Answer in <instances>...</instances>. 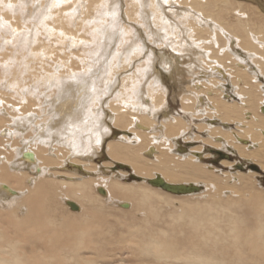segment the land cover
<instances>
[{
	"label": "bare ground",
	"instance_id": "obj_1",
	"mask_svg": "<svg viewBox=\"0 0 264 264\" xmlns=\"http://www.w3.org/2000/svg\"><path fill=\"white\" fill-rule=\"evenodd\" d=\"M83 1L85 5H78L80 13L84 14L82 19L78 18L77 14L80 10H69L70 7L52 11V16L48 19H54L55 28L58 27L60 31L67 33L76 19H81L82 22L79 20L75 32L94 24L95 30L90 36L94 42L99 41L97 56L92 54L97 57L96 62L99 59L103 61L114 44H126L125 49L128 52L125 53L128 56L142 53L143 48L139 46L141 35H138L140 28L153 45H162L163 49L168 46L175 52L178 47L183 48L182 52L185 54H182L187 58L186 63L194 64L187 65L185 73L191 75L198 83L193 84L196 92L192 91L191 95L189 91L193 99L180 98L181 109L184 116L191 117L194 115L191 111L192 104L196 103L198 108L201 107L200 104L204 105L201 107L202 111L197 110L201 116L198 119L201 124L197 131L203 132L204 136L201 140L199 137L195 138L192 133V136H187L186 131L189 128L187 122L182 119L183 116L174 118L166 111L165 91L160 88L157 77L150 71L149 58L152 56L148 53L149 62L145 63L143 70L140 69L143 67L139 68L145 79L144 83L140 85L134 82V86L126 88H130L129 90H125L126 85H123L118 94L121 102L117 99L123 106H118L119 109L113 110L114 115L108 116V119L113 121L112 124L126 134L119 140L107 143L105 149L109 160L117 162L122 168L127 165L126 169H130L133 174L130 173V178L140 181L123 184L103 177L81 178L79 181L72 174L47 173L48 169L53 170L67 155V159H72L73 164L90 161V157L97 155L95 151L99 150L93 149L94 143L97 145V142L104 140L110 133L108 131H111L113 136L118 134L115 129L106 126L108 123L106 124L103 117L108 114L105 111L92 110V107L102 103L98 100V94L103 91L98 92L97 87L104 79L99 81L97 77L105 73L101 67L103 64L99 66L98 74L90 73L85 75L86 77L74 74L75 72L74 75L65 77V72L74 69H71L69 64L63 67L68 70L62 73H59L60 68L53 67L54 72H51L47 71L45 66L46 68L37 74L30 71L29 66L28 72L33 73L31 82L23 79L22 81L18 77L19 72L13 75L10 82L14 84L10 86L20 87L22 93L26 94L24 99L31 102L29 110L36 109L29 115L10 116L12 124L9 128L12 127V132L6 129L0 132L2 139H8L9 136L11 139L15 135L17 139H21L19 146L22 145L19 147L17 144L19 148H13L11 145L14 146L15 143L6 144L9 152L0 156V264H98L97 261L84 259L81 255L84 251L92 249L90 243L98 247L99 240L104 235L103 229L108 224L105 204L111 202L120 207L124 201L132 202L130 208L134 206L140 211L142 218L136 227L131 228V236L135 234L139 238L140 235V239L131 240L128 244L142 252L153 264H264V193L254 191L255 180L249 173L246 176L237 175L240 170H235L238 177L234 174L237 183L229 185L230 175L227 174L226 180L221 179L219 173L223 171L214 170L216 168L205 164L206 156L203 157L205 154L201 151L206 146L208 148L205 149L213 156L214 151L223 150L264 172L263 9L246 0ZM124 1L125 10L122 9ZM247 3L249 5H246ZM167 8L168 12L165 10ZM93 11V21L85 22L84 18ZM120 11L123 13L120 14ZM10 14L5 16L7 21L11 20L12 25H17L18 29L23 28V18ZM125 16L130 24L122 27ZM174 20L180 21V25L175 24ZM40 21L42 22V18H39L36 27L42 31L43 27L38 25ZM118 25L122 29L116 33L114 29ZM50 29L52 31V28ZM69 37L68 41L71 42ZM24 39L30 40L29 37ZM56 41L60 44L59 40ZM70 47L68 46L69 49ZM214 47L218 51L202 52L203 48ZM68 48L65 45L64 49ZM143 52L142 56L147 53ZM160 55L162 57L161 53ZM199 57H202L203 61L199 62ZM82 59L86 67H89L92 60L87 61L85 55ZM195 60L198 65H195ZM116 63L112 65L113 69L119 67L118 62ZM199 65L205 66L207 70H200ZM85 68L83 66V69ZM211 75L215 77L216 87L203 86ZM5 76L7 79V74ZM15 77H18V80ZM136 80L134 78L133 81ZM234 81L237 84L234 85ZM109 86L108 89L105 87L107 91H111ZM143 86L146 88L145 92ZM125 91L126 94L129 93L126 97H131L129 100L132 107L125 105L128 101L124 98ZM26 96L33 98L35 102ZM44 96L48 97L42 101L41 97ZM26 133L32 136L25 138ZM131 134L133 136L130 138ZM181 139L186 141L183 146L178 145ZM193 140L194 142H189ZM195 141H200L202 146L188 149L187 147H191ZM31 144L34 148L31 146L32 150H29ZM177 149L186 152L180 154ZM10 150L15 152L14 155ZM24 153H31L33 160L24 158ZM87 154L90 157H83ZM219 163L234 170V161L227 163L221 160ZM86 168L95 169L91 166ZM156 177L168 185H192L201 189L187 195L165 193L160 188H150L147 183ZM94 188L96 191L99 188L106 189L103 199L93 193ZM203 192L207 194L203 201L194 200L198 198L195 195ZM173 196L195 197L181 201L179 205L185 206H179L178 209L174 208L173 213L165 214L164 209L173 204ZM66 201L79 203V211H72L73 215H62L58 209L61 204L66 205ZM162 224L167 225L166 230L154 227ZM100 249L101 247H98L94 251L100 254Z\"/></svg>",
	"mask_w": 264,
	"mask_h": 264
},
{
	"label": "rangeland",
	"instance_id": "obj_2",
	"mask_svg": "<svg viewBox=\"0 0 264 264\" xmlns=\"http://www.w3.org/2000/svg\"><path fill=\"white\" fill-rule=\"evenodd\" d=\"M47 1L48 0H10V1L9 0H0V11L2 10L1 13H0V47H1L0 48V52H1L0 53V79H1L0 80V83H2V84H0V132H2L3 129L4 130L6 129L8 131L10 130V132H12L11 131L12 127L9 128L10 125L12 124L11 123V119L12 118H9L10 116L12 117L13 115H17V116H19V115H21V116H23V115H29V113H33L32 110H35L36 109V108H31V110H29L28 107H30L29 105L31 104V102L29 100L26 101L24 99V97H25L26 94L25 93H22V91L20 90V87L18 88L16 86L15 87L16 89H15L14 86H10V84L11 85L14 84V82L13 83L10 82V80H12L11 78L13 77V75H17V73L19 72L21 74V76L19 74L18 77L21 80L23 79L25 81L31 82L30 79L33 78V76H31V75H33V73L32 72H28L29 66L31 67L30 68V71L31 70L32 71H35V73H37V74L40 73L41 69H45L46 67H47V71H50L51 70V72H54V69L55 68H60L59 69V73H60V71L62 73V72H65V71L68 70L67 68L66 69H63V67L66 64H69V67H71V69L72 68H74V69H73V71H69L68 73L65 72V75H64L65 77H67L68 75H72L74 72H75L74 74L88 76V75H90V73L91 74L92 73L93 74H98L97 73V70L99 69V66L103 64L101 67L104 68L103 70H104L105 73H103L102 76L99 75L100 76V77L98 76L99 78L96 76L97 79H99V81H102L103 79L104 80H107V81H104L103 80L102 82H100V85H98V87H97L98 92L103 91V92L100 93V95L98 94V100L101 101L102 103H101V105H96L95 107H92V110L93 109L94 110H100V112L105 111L106 114H108L106 117H103V119L106 120L105 121L106 124L108 123L107 125L106 124L105 125L107 127H109V128L115 129V131L118 132V134H116L115 136H113L111 134L112 132L111 131H108L110 133L108 135H106V137L104 138V140H102L100 142H97L96 143L97 145H95V143H94V145L91 144V146L92 145L95 146V147L92 146L94 150L96 148H98L99 150H96L95 151L97 153V155H94L93 156L94 158L93 157H90L88 154L83 156V157H87V158L90 157V159H89L90 161L81 160V161H84V164H82V163L81 164H78V163H74L73 164L72 161H71L72 159H70V160L67 159V157L69 156V155H67V156L64 157L63 161L61 160L59 162L60 163L59 165L53 167V170L52 169L51 170L48 169V172L47 173L55 172V173H58V175L59 174L62 175V173L63 174H72V175H74V178H76V179L78 178L79 181H80L81 178H83V179L84 178L85 179H88V178L89 179L90 178L96 179V178H99V177H103L105 179L107 178V179L117 180V181H119V182H121L123 184H131L133 182H138L139 179L135 178V180H134V179H131L130 178L129 175H131L132 172L130 171V169H129V171L126 169V166L127 165L124 166V168L126 169L125 170L124 168L120 167L117 162L112 161V160H109V158L107 157V154H106V150L105 149H106L107 143H109L110 141H116L117 139L119 140V139L122 138V136H124L123 134H126V132L123 133V131H121V129L116 128L114 126V124H112L113 121H111L110 118H109L110 120L108 119V116H113L114 115V111L113 110L114 109H119V107H121V105H122V104H120V102H121L120 99H118V98H120V97H118V94L122 91L121 88H122L123 85L124 86L126 85L125 86V90H129L130 88H128V89H126V88L132 86L134 82L136 84H140V85L142 83H144L145 79L142 76V74H141L142 71H140V69L143 70L145 68L143 66H145L149 62L147 60V54L149 53L152 56L151 58H149V60H151V62H149L150 69H151L150 71L155 74L154 76L157 77V82H159L158 85L160 86V88L163 89V91H165V96H166V99L165 100H166V106H167L166 107V111L169 112V115L173 116L174 118H179V116L181 118L183 116L182 119L187 122L186 125L189 128L187 131L189 132V130H190L189 133L186 131V135L187 136L188 135L189 136L194 135V137L197 138V139H198V137H199V139L200 138L201 139L203 138L204 133L197 131V127L201 124V120H198L201 116H200V114L198 115L197 110L200 109V111H202L203 109L201 107H203L204 105L200 104L201 107L198 108L199 105H196V103H195V105L197 107L196 108L195 105L192 104L193 107L191 106L192 107V110L191 111L194 112L193 113L194 114L193 116L196 115L195 117H193V116L189 117L188 115L184 116V112L181 109L182 106L180 104V98L190 97V99H193V97L191 95L194 92L197 91L196 90V87L195 88L193 87V84L198 83V82L195 81V79L191 75L185 73V69L187 68L186 66L187 65L190 66V64L191 65H194V64H192L193 62L188 63V64L186 63L187 62V58L183 55V54H185L184 52H182L183 48L178 47V49H176V50H178L177 51L178 53H177V52L173 51L168 46L163 49V46L162 45H161V47L159 45L155 44V43H154L155 45H153V43L151 41H149L148 39H146V36H145L146 34L144 35V33L142 32L141 28L139 27L140 29L138 30L139 31L138 35L139 36L141 35L140 36L141 38L138 36L140 38L139 40L141 42V44L139 46L143 48L142 49L143 51L147 52V53L144 54V56H146V57L142 56V54L144 53L143 51H142V53H139V55L136 53L133 56L132 55H129L128 56L125 53L126 51L128 52V50L125 49L126 48V44L120 45V46H119V44L118 45L117 44H114L113 47L116 48V49H113V47H112V49L110 50V53L108 54L109 58L107 56L106 58H103V61H102V59L100 60L99 57H98V59H99L98 60L99 62L97 61L99 63L98 64L95 61V59L97 57L95 58L94 55L97 56L98 50L96 48H98L99 41H95L97 43L96 44L91 39V36H90L92 34V32H94V30H95L94 24H90L91 26L89 28H87V27L84 26L79 31L77 30L78 35H76L77 32L74 31L78 27L79 20L81 21V19H82L81 17L84 16L83 13H80L81 10L79 9L78 5L79 4L85 5L86 3L84 4V1L83 0H69V1L68 0H63L62 2L65 1V3H62L61 0H59V1L58 0L57 1H55V0L52 1L51 0V2H49L50 0L48 2ZM76 1H77V3H76ZM261 2L264 3V0H261ZM125 5H126V1H124L123 5H122V9L123 10H125V8H126ZM246 5H249V3H247ZM68 7H70L69 10H72V9H78V10H80V11H78L77 14H78V18H81V19H76L74 21V24H72L73 26L72 27L70 26L71 28L69 27L70 30L68 32L70 34L67 33L64 30L63 31H60V29L58 27L56 29L55 28L56 27V24H54V19H52V20L51 19H48L49 16H52V13H51L52 11H54V10H61L63 8H68ZM259 9H261V8H259ZM13 10H14V12H13ZM165 10L168 12V8L165 9ZM8 13L9 14L11 13L10 15L13 16V17L14 16H20L21 18H23V21H24L23 28L20 27V29H18L17 28V25H12V23H11L12 21L11 20H8L7 21V19L5 18V16ZM12 13H14V14H12ZM33 13H34V15H33ZM122 13L123 12L120 11V14H122ZM45 14H46V16H45ZM93 14H95L94 11L87 18H84L85 22L93 21V16H92ZM42 16H44V17H42ZM31 18H33V20H31ZM39 18H42V22L40 21L41 23L39 22L38 25L40 27H43L41 29H43L46 32H43V30L42 31L41 30H38L40 28L39 27H36L37 26L36 23H38ZM123 18H124V21H123L124 24L123 25L120 24V25H122V27L126 26L127 23L130 24V22L128 21V19H126V16L123 17ZM177 21L178 20H174L175 24L178 23L180 25V21H178V22ZM50 28H52V31H51ZM84 29H87V30H84ZM121 29L122 28L119 27V25H118L114 29V31H116V33H117V31H119ZM179 29H180V27H179ZM24 31H26V32H24ZM155 32H156V30H155ZM4 33H5V35H4ZM71 34H72L73 37L71 36ZM85 34H86V36H85ZM65 35L67 37H65ZM26 37H29L30 40L27 39L25 41L24 38H26ZM63 37L66 38V39H64ZM68 37H69V40H71V42L68 41ZM94 37H96L95 33L93 34V38ZM72 38H73L74 41L72 40ZM61 39H63V40H61ZM56 40H59V43L60 44L63 43V42L61 43V41H65L66 40V42H64L62 44V46H61L60 44H58V41H56ZM94 40H95V38H94ZM118 40H119V38L117 39V41ZM78 41H81V42H78ZM54 42H57V43H54ZM219 42H221V40H219ZM67 44H69L68 45L69 47L71 46L70 49L68 48ZM65 45H66V47L68 49H64L65 48ZM222 45L223 44H220V46H222ZM43 47H45V48H43ZM46 47H47V49H46ZM206 47H209V46L206 45ZM40 49H41V51H40ZM43 49H45L46 52ZM88 49H90V50H88ZM86 50L88 52H86ZM149 50H151V51H149ZM204 50H205V52H212V51L216 52L217 48L216 49H215V47L214 48H211V49L203 48L202 49V52H204ZM35 52H36V54H35ZM49 53H52V55L49 54ZM67 53L70 56H72L73 58L72 57H69V55ZM73 53H75V56H74ZM93 53H94V55L92 56ZM160 53L162 54V57H161ZM38 54L40 55V57H39ZM5 55H6V57H5ZM84 55L86 57V60L88 59L87 57H91L89 59L92 60V61H90L91 63H89V67L87 66L88 68L86 67V64L83 63L84 61H83L82 57H84ZM178 55L181 56L182 58L179 57ZM126 56H127V58H126ZM48 58L49 59L51 58V59L49 60ZM107 58H108V60H107ZM122 58H125L126 60L125 61H122L121 60ZM128 58L130 60H127ZM152 58H153V60H152ZM35 59H38V60H35ZM198 59H199V62L203 61L202 57H199ZM109 61L112 62V63H110ZM116 62H118V66L119 67L113 69L112 68V65L117 64ZM92 63H93V65H92ZM104 63H106V64H104ZM194 63H195V65H198L199 64V63L196 62V60H195ZM42 66H43V68H42ZM83 66H84V68L85 67L86 68L83 69ZM201 66L202 65H199V67L201 68L200 70H205V71L207 70L205 66H203V67H201ZM53 67H55V68L53 69ZM93 67H94V69H93ZM122 67H123V69H122ZM140 67H143V68H140ZM226 70H228V68ZM42 72H43V70H42ZM79 72H81V73H79ZM5 74H7L8 77L10 76L9 77L10 79H8V77H7V79L9 81L5 78L6 77ZM132 74L133 75L135 74V75L133 76ZM18 77H15V78L18 80ZM94 77H95V75H93V78ZM130 77L131 78L134 77L137 80L136 81H133L134 78L133 79H129ZM141 77H143V78H141ZM209 77H211L212 79L209 78V80H208L209 82L208 81L207 82H204L203 83V86L205 85V86L208 87L209 85H215L216 84L214 82L215 77H212V75L209 76ZM231 77L232 76H230V78ZM94 79H96V78H94ZM191 79H193V80L191 81ZM4 80H5V82H3ZM190 81H191V83H190ZM210 82H212V83H210ZM115 83H116V85H115ZM126 83H128V84H126ZM205 83H207V85ZM229 83H231V82H229ZM7 84H8V86H7ZM34 84L35 83H32V85H34ZM102 84L105 85V86H102ZM235 84H237V83L234 81V85ZM108 86H109V88H111V91H107L106 90L105 87H107V89H108ZM27 87L28 86L26 85L25 88H27ZM213 87H216V85L213 86ZM103 88L105 90H103ZM184 88L186 90H183ZM235 88L236 87L234 86V89ZM142 89L144 90V92L146 91L145 86H143ZM182 90H183V92H182ZM189 91H190V94L191 95L189 94ZM192 91H193V93H192ZM181 92L183 94H181ZM18 94H20V95L18 96ZM103 94H105V95H103ZM124 94H125V96H124ZM124 94H123V96H124V98L126 100V98H127L126 96L129 93L126 94V91H125ZM185 94L186 95L188 94V96H186ZM47 97L48 96H44L43 98L41 97V100L43 101V99H45ZM26 98H30V97L29 96H26ZM129 98L131 99V97H129ZM129 98H127L128 101L125 102L126 103L125 105H128V107H132L131 106L132 103H130L131 101L129 100ZM144 98L146 99V97H144ZM117 99L120 101L119 103H118V100ZM30 100H32V102H35L33 98L32 99L30 98ZM114 100H115V102H114ZM189 105H191V104L189 103ZM4 106H6V107H4ZM100 106H101V109H100ZM193 110H195V111H193ZM180 112H181V114H180ZM184 117H185V119H184ZM192 117L195 118V119H193ZM160 121H162V119ZM195 124H197V125H195ZM192 126H194L195 128L194 127L192 128ZM205 129H207V127H205ZM190 133H192V135H190ZM26 136L29 138L30 136H32V134H30V133L27 134L26 133L25 138H26ZM132 136L133 135L131 134L129 137L131 138ZM11 139H13V141ZM11 139H10V136L8 137V139L6 137L5 138L3 137V139H2V137L0 136V141H1V143H0V156H4L7 152H9V149L5 146L8 143H9V145H10V143H13V144L15 143L14 146L11 145L13 148H19V147L22 146V145L19 146V144H20L19 142L21 140L20 138L17 139V137L15 135H13V137ZM15 139H16V141H15ZM23 139H24V137L22 138V140ZM185 142L186 141H184L183 139H181L178 145L179 146L180 145L183 146L185 144ZM189 142H194V140L193 141H189ZM17 144H18L19 147L17 146ZM173 145L175 146L176 144H173ZM200 145L202 146V144L200 143V141H195V143H193L191 145V147L189 146L187 148L188 149L189 148H196V146L199 147ZM31 146H32V144L28 147L29 150H32V148H30ZM174 146H173V148L175 149ZM205 147H203V149L201 150L205 154V155H203V157L206 156V158L204 160V163L207 164V165H209V166H212V167L216 168L214 170H222L223 172L219 173V176L221 177V179H225V177L227 176V174H229L231 178L236 175L235 174L236 171L229 169L226 165H222L219 162H218L219 164L218 163L216 165L213 164L211 161L217 159V156H215L214 154L212 156V154H210V152H208L205 149ZM206 148H208V147H206ZM177 151L180 154H183V153L185 154V152H186V150H185V152H183V150H180V149H177ZM220 151L223 152V153H225V154H228L229 156H232V159L233 160H230V161H232V162L234 161L235 164L241 163V162H238V160L240 161V159L236 158L235 155H232L229 152H226V151H223V150H220ZM10 152H11L12 155H14V153H15L13 150H10ZM230 161L224 160V162H227V163H229ZM246 165L247 164H244L245 167H246ZM87 166H91V167H93L95 169L88 170L86 168ZM224 172H225V174H223ZM237 172H238L237 175H239V176H246L249 173V175L252 176L253 180H255L254 181V184H255L254 191L261 192L262 194L264 193V172H262L260 170H259V172H255V171L253 172V171H250V170H246V171H243V172L242 171H237ZM236 176L234 177L236 180L234 178L232 180H230L231 178L229 177L230 178L229 179L230 181L228 180L229 185H231V184H233L234 182L237 181ZM233 180H235V181H233ZM146 185L149 186L148 184H146ZM150 188H152L151 185H150ZM103 190L106 191L105 188ZM93 193H95V195L99 196L102 199L104 198L103 196H101L100 194L97 193L96 188L93 189ZM161 193H163V192H161ZM165 193H167V192H165ZM206 195H207L206 192H203V194L200 193L199 195H195L198 198H194L195 196H189V197L190 198L191 197L194 198V200L203 201L205 199ZM189 197L186 198L184 196H173V199H174L173 202H172L173 204L171 205V207L169 206V207H167V208L164 209L165 210V214L173 213L174 208L175 209H178L179 206H185V205H179V204H180L181 201L186 200ZM188 200H191V199H188ZM73 202L76 203L77 205L81 206L79 203H77L75 201H73ZM123 203L124 204H128L129 205V208L124 209V208H121V207L116 206L115 204H113L111 202H108V203L105 204V206H106V208H105L106 209L105 210L106 216L108 215V218H107V223L108 224H106L105 229H103L104 235L99 240V244H98V247H101L100 250H102V251H100V254L97 253V252H95L94 250L96 248H98V247L96 246V244H91L90 243L89 245H90V247L92 249L91 250L84 251L82 253L81 257H83L84 259H89V260L97 261L98 264H147V263L148 264H153L150 260H148L149 258L145 257L142 254V252H139V250H137L136 248H133V246H130L128 244V242L131 241V240L136 241L137 239H140V235H139V238H137V236L135 234H132V236H131V231H132L131 228L136 227L138 225V223H140V220L142 218L140 217V211H137V209L134 206H133L132 209L130 208V206L132 207V202L124 201ZM58 210H59V212L62 215H73L72 211H70V209L68 208V206H66L65 204H61ZM74 215H79V214H74ZM74 217H77V216H74ZM167 220L169 221V218H167ZM151 226H153V225H151ZM154 227H156V228H160L161 227L162 229H165L166 230L167 225L164 226L162 224V225H158V226H154ZM125 238H127V240H125Z\"/></svg>",
	"mask_w": 264,
	"mask_h": 264
},
{
	"label": "water",
	"instance_id": "obj_3",
	"mask_svg": "<svg viewBox=\"0 0 264 264\" xmlns=\"http://www.w3.org/2000/svg\"><path fill=\"white\" fill-rule=\"evenodd\" d=\"M246 1L255 3L259 8L263 9L264 11V4L261 1H258V0H246ZM214 155L217 156V159L212 161L213 164H217L221 160H228V161L232 160L231 156H229L228 154L219 152V151H214ZM23 157L30 161L33 160V155L31 153H24ZM238 162H241V163L235 164V166L233 167L234 170H240V171L252 170L255 172H259V169L253 164H247L245 167L244 162H242L241 160L240 161L238 160ZM147 183L153 187L160 188L161 190L165 192L175 194V195H187V194L199 192L201 189L199 187L192 186V185H177V186L168 185L159 177H156L155 179H152V180H148ZM97 191L100 195L105 196V191L103 189L99 188ZM66 205L73 212L79 211V207L77 206V204L73 202L66 201ZM119 206L124 209L129 208L127 204H120Z\"/></svg>",
	"mask_w": 264,
	"mask_h": 264
}]
</instances>
